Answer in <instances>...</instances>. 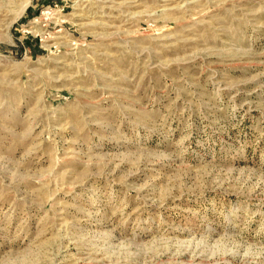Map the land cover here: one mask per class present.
I'll return each instance as SVG.
<instances>
[{"label": "rangeland", "instance_id": "1", "mask_svg": "<svg viewBox=\"0 0 264 264\" xmlns=\"http://www.w3.org/2000/svg\"><path fill=\"white\" fill-rule=\"evenodd\" d=\"M0 264H264V0H0Z\"/></svg>", "mask_w": 264, "mask_h": 264}]
</instances>
